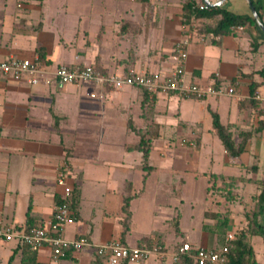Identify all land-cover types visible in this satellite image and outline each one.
<instances>
[{
    "label": "crops",
    "instance_id": "crops-1",
    "mask_svg": "<svg viewBox=\"0 0 264 264\" xmlns=\"http://www.w3.org/2000/svg\"><path fill=\"white\" fill-rule=\"evenodd\" d=\"M97 1L102 3L105 11L108 2H115ZM142 1L149 3V0ZM191 1L199 6L206 4L204 0H186L183 5L185 25L180 39L186 42L185 49L189 55L185 61L186 81L202 86L214 85L216 82V87H233L235 94L222 95L228 96L226 99L222 96L184 98L180 94L169 99L163 96L150 97L153 110L149 109L151 112L146 115L151 117V122L160 125L161 132L168 125L174 131L183 126L186 130L196 132L194 126L204 124L198 117L203 112L218 115L237 143L242 140L241 133L253 131L245 153L235 158L224 148L226 155L223 156L222 171L203 173L208 180L212 174L226 179L237 178L239 181L233 186L234 199H228L221 191L213 197L212 192L207 193L210 203L216 198V209H210L209 206L205 208L197 229L191 225V230L183 227V199L162 202L158 198L159 194L147 196L152 173L160 167L175 170L177 157L162 158V164L152 165L153 169L149 173L143 168V157L137 148L139 138L129 125L130 121L136 129L140 125L137 108L143 107V90L136 91L127 86L120 91H110L105 95V102L101 103L74 86L78 83L65 87L66 84L50 79L34 85L25 77L17 79L0 74V222L18 230L49 226L64 192V186L58 181L59 172L67 166L68 184L73 188L79 187L77 208L73 210L75 221L68 224L63 233L67 239L86 237L95 244L120 240L127 246H149L153 240H158L165 247L166 254L163 257L152 255L139 262L121 264H166L184 242L194 247L214 249L216 234L204 229V225L215 223V219L212 223L207 216L211 211L222 213V218L228 215L229 233L238 236L246 230L247 216L255 209L264 181V128L260 130L264 127V74L261 73L264 70V33L257 24L249 28L238 27L228 35L217 36L210 29L216 19L187 20L184 7ZM262 2L264 5V0ZM48 6L47 0H0V61L11 57H39L38 49L43 47L46 59L56 69L67 65L94 66L104 73L128 70H108V66L98 65V50L89 44L80 49L75 48L77 53L73 60L68 61L65 54L59 59L58 50L66 51L67 45L63 43L60 49H56L40 36L45 27ZM222 7L236 14L253 16L248 0H226ZM121 12L133 19L144 15L142 7L137 10L126 8ZM165 13L168 19L175 11L170 7L165 8ZM128 23L125 29H121L124 35L132 30L129 25L134 26V23L139 22ZM87 26L79 29L87 31ZM103 28L106 35L108 27L103 25ZM167 28L164 31L173 32ZM255 43L258 45L254 47ZM170 45L174 48L175 44ZM85 59L93 65L87 64ZM160 59L154 63L156 71L170 72L177 65L176 57L171 53L165 59ZM149 67L147 70L151 71H145L155 72ZM254 83L258 84L256 105L246 102ZM199 100H205L211 106L210 111L203 108ZM182 101L186 103L183 113L179 112V115L182 113L185 117L177 119L174 113H170L169 107L171 104H182ZM130 106L135 107L129 109ZM86 113L90 116L88 121L83 118ZM212 133L217 134L215 127ZM203 137L202 134L192 137L195 146H201ZM166 144V140L160 136L154 140L151 152L153 148ZM190 144L193 145L192 142ZM135 172H141L139 187L134 181ZM87 186L95 194L88 215L85 212ZM129 187L134 195L131 201L132 220L127 235L122 238V206ZM177 221L181 230L179 234L176 232ZM259 223L264 228V214L259 216ZM172 233L174 239L169 247L167 237ZM257 237L262 236H249V241L254 248L255 260L264 264L263 251L260 254L255 251L254 239ZM14 241L16 244L10 247ZM259 243L264 248L263 237ZM1 249L9 251L8 264H108L106 258L98 256L89 247L79 252L66 251L57 261L49 245L29 249L17 239L9 242L0 239Z\"/></svg>",
    "mask_w": 264,
    "mask_h": 264
},
{
    "label": "rangeland",
    "instance_id": "rangeland-1",
    "mask_svg": "<svg viewBox=\"0 0 264 264\" xmlns=\"http://www.w3.org/2000/svg\"><path fill=\"white\" fill-rule=\"evenodd\" d=\"M47 1L49 4L48 12L46 13V20L44 21L45 27L40 36L46 39L52 47H56V49H60V45L63 43L67 45L66 51L62 52L61 49L58 50L57 55L59 59L65 54V58L68 61L73 60L77 53L75 48L80 49L89 44L98 50V60L96 61L98 65L102 67L108 66V70L115 69L122 71L130 68L147 70V68L150 69L149 66L154 70V65L160 58L165 59V57L170 56V53L175 57L178 56V52L176 51L177 44L179 42H185L180 39V34H183L182 30L185 25L183 23V5L186 0H149V3L143 2L142 0H115L113 4L108 2V10L106 9V11L102 3L100 4L97 0ZM62 5L65 9H63ZM141 7L144 12L141 18L133 19L128 17L125 12H121L122 9L134 8L137 10L138 8L141 9ZM170 7L175 13H172L170 15L171 17L169 16L170 18L167 19L165 18V8L168 9ZM104 14L105 16H103ZM130 21H137L139 23H134V26L129 25V28L132 30H130L128 35L122 34V27L125 29L128 26L126 24H130L128 23ZM86 24H88L87 31L80 30ZM103 25L108 27L106 35L104 34L105 30ZM138 27L141 31H137ZM167 27L171 28L173 32L167 33V31H164ZM171 43L175 44L174 48L170 45ZM84 61L89 65H93L89 60L85 59ZM43 64L46 65V70L49 73L46 77L52 78L51 73L56 68L49 61L43 62ZM71 86L73 85H65V87ZM74 86L79 90L87 92L88 96L94 101H101V103L105 102V95L110 91H120L126 88H106L92 82H81ZM130 88L136 91H142L137 86H131ZM183 97L189 98L186 96ZM164 98L169 99L171 97ZM222 98L226 99L228 96H222ZM184 103L186 101H182V104H171L169 107L170 113H174L173 116L177 119L185 117L182 115L185 106ZM198 103L202 104L201 106L207 109V111H210L211 106L207 105L205 100H199ZM133 107L135 106H130L129 109ZM138 108L137 112L140 117H138V121L140 125L139 127H137L138 125L136 126L138 129V133L136 134L139 138V134L144 132L151 122L146 117V113L153 110V105H150L148 109H144V107ZM179 112H182L181 115H179ZM87 113L83 117L84 120L87 118L86 121L90 120V116H87ZM198 117L201 118L204 124L194 126L196 132H191L190 129L186 130L183 126L178 129L175 127L176 131H174L168 125L161 134V139L166 140L167 144L153 148L149 160L151 165L160 166L162 164V158L172 159L177 157L175 170L160 167V169L152 173L148 182L149 193L147 196L159 194L160 196L158 198L162 202L168 200L173 201L174 198L178 200L183 199L185 201V204L182 206L184 214L183 227L191 228V230L193 229L191 225L195 230L197 229L196 226L200 222V216L205 208L209 206L211 207L210 209H216V198L214 197L211 203L210 199L207 198V193H211L208 189L211 182L203 173L206 171L220 173L223 168V156L226 155L221 139L216 133H212L214 131V116L210 112L206 114L203 112ZM209 129L211 132H209ZM201 134L204 136L202 144L201 146H195L196 143L192 137L195 135L200 136ZM129 136L130 139L131 135ZM191 142L193 145L190 144ZM134 181L137 187L141 185V172L134 173ZM85 192L88 198L85 203V212L88 215L91 212L90 207H92L90 204L91 199L95 197V194L88 186L85 187ZM214 194L216 193L212 191L211 197ZM211 212L213 213L215 211ZM209 220L213 223V218H209ZM228 233L227 230L226 237ZM173 239L174 233L167 237L169 247ZM261 240L262 237L254 239L255 251L259 254L261 251L264 253V248L260 247L261 245L259 243ZM15 244V241L12 242L10 247H13ZM8 250L11 251V249ZM8 253L9 251H5L4 249L0 250V264L9 263L10 254ZM172 259L173 256H170L166 264H172Z\"/></svg>",
    "mask_w": 264,
    "mask_h": 264
},
{
    "label": "built area",
    "instance_id": "built-area-1",
    "mask_svg": "<svg viewBox=\"0 0 264 264\" xmlns=\"http://www.w3.org/2000/svg\"><path fill=\"white\" fill-rule=\"evenodd\" d=\"M209 6L204 4L202 9ZM186 42L177 44V65L170 72L155 71L147 72L136 68H130L121 73H104L94 66L71 67L59 66L51 73L52 78L46 77L48 71L46 65L39 57L20 58L11 57L0 61V74L13 76L14 78H26L31 84H39L43 80L54 79L60 84H72L81 82H92L106 88H124L137 86L149 91L152 95L172 97L180 94L189 98H206L208 96L234 95L233 87L224 89L213 84L202 86L186 81L185 61L188 52L185 49ZM69 168L64 166L60 169L58 181L64 186L62 203L54 213L53 220L49 226H38L30 230H18L13 226L0 222V239L9 242L19 240L23 245L31 249H40L49 245L57 261L66 251L79 252L84 248H93L98 256L107 259L108 264H121L122 262H139L152 255L163 257L166 254L164 245L158 240H153L149 246H127L120 240H112L101 244H95L86 237L67 239L64 236L65 227L75 221L74 211L70 207L73 186L68 184ZM236 233H228L227 242L236 240ZM196 252L197 264H227V253L229 246L219 250L194 247L189 242L180 245L173 254V261L179 262L184 255Z\"/></svg>",
    "mask_w": 264,
    "mask_h": 264
},
{
    "label": "trees",
    "instance_id": "trees-1",
    "mask_svg": "<svg viewBox=\"0 0 264 264\" xmlns=\"http://www.w3.org/2000/svg\"><path fill=\"white\" fill-rule=\"evenodd\" d=\"M253 6L256 8L258 13L261 16V19L264 23V5L262 0H251ZM185 15L187 20H191L192 18H209L216 19L215 25L210 28L211 32L217 36H224L232 33L238 27H251L256 26L257 21L252 15L245 14H236L225 8L221 7H208L207 9H202L201 6L196 5L194 1L188 2L184 7ZM258 43L254 44V47L257 46ZM39 59L41 62L48 61L46 59V52L43 47L38 49ZM264 74V70L261 72ZM218 84L215 82L214 86ZM258 88V84H252L250 88V96L246 100L248 103H252L256 105V90ZM144 91V100L142 102L144 109H148L150 105H152V100L150 97L155 98V95H152L149 91L144 88H141ZM149 119L151 117L147 116ZM130 128L138 133V130L135 126L132 125L131 121L129 122ZM214 127L218 136L220 137L222 144L226 151L235 158L240 157L243 153L247 151L248 140L254 135L253 131H247L241 133V142L237 143L233 137L232 132L222 125L220 122L219 116L214 115ZM264 127L260 128L262 130ZM258 132V131H257ZM162 132L160 129V125L151 122L146 127L145 131L139 134V143L137 148L142 154L143 157V168L149 173L152 171L153 166L149 163L150 160V152L153 146V142L155 139L161 136ZM237 178L226 179L217 174H212L210 176L211 185L209 186V190L214 193H219L220 191L224 193L225 197L228 199H234L233 195V186L238 183ZM79 195V187L74 186L70 207L72 210L77 208V199ZM134 198V195L131 193V188H128V193L124 196L123 200V212L124 218L122 219L123 231L122 238H124L131 225L132 220V210H131V201ZM62 203V199L59 200L58 206ZM264 214V181L262 182L261 193L257 197L255 209L251 214H248V225L246 230L242 231L236 238V240L232 242L226 241V232L229 226V217L225 214L224 218H222V213H208L207 216L215 219L214 224H206L204 225V229L212 231L216 234V242L217 245L214 247L215 250H219L225 246H229V252L227 253V264H259L255 260L254 256V248L249 241V236L260 235L264 239V228L259 223V216ZM176 232L179 234L181 232L178 221L176 222ZM27 245H24V247ZM31 249L29 246H27ZM196 252H191L189 255H184L179 262H174V264H197L195 261Z\"/></svg>",
    "mask_w": 264,
    "mask_h": 264
},
{
    "label": "water",
    "instance_id": "water-1",
    "mask_svg": "<svg viewBox=\"0 0 264 264\" xmlns=\"http://www.w3.org/2000/svg\"><path fill=\"white\" fill-rule=\"evenodd\" d=\"M225 1L226 0H216V1L204 0L206 5H208L209 7H221L225 3ZM248 1H249L250 6H251L253 17L256 19L258 26L260 27V29L264 33V23L261 19L260 14L256 10V8L253 6L252 1L251 0H248Z\"/></svg>",
    "mask_w": 264,
    "mask_h": 264
}]
</instances>
